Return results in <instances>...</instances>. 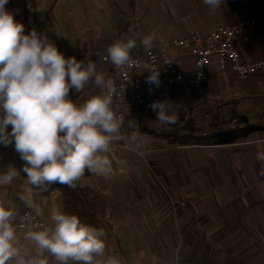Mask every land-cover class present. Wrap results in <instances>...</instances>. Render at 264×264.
<instances>
[{"label": "crops", "instance_id": "obj_1", "mask_svg": "<svg viewBox=\"0 0 264 264\" xmlns=\"http://www.w3.org/2000/svg\"><path fill=\"white\" fill-rule=\"evenodd\" d=\"M37 1L32 20L22 16L24 0H9L5 7L25 26V34L36 29L42 35H46L45 12L51 7L57 34L53 43L64 56L86 57V63L93 62L96 70H106L111 66L104 60L110 45L135 38L137 46L131 53L144 58L140 40L152 34L156 49L170 54L186 75L193 73L195 53L192 47L175 45L178 38L211 31L231 22L235 10L251 12L264 3L224 0L212 11L203 0ZM236 45L248 60L264 56V30L251 29L248 39L239 37ZM99 93V88L89 84L82 93L70 90L69 98L82 104ZM157 95L160 101L175 104L176 122L162 125L154 111L128 101L121 139L114 141L109 154L112 174L104 177L86 172L80 181L106 195V217L116 224L118 239L105 234V257L101 259L115 256L122 264H264V175L259 174L264 161L258 159L264 155V128L244 141L212 145L169 143L138 131L141 126L159 133L180 131L187 118L206 129L209 123L204 114L211 117L216 111L229 126L237 116H245L250 124L264 127V75L239 78L214 61L203 98L184 86L162 87ZM7 131H11L10 125ZM132 135L143 141L136 151L127 142ZM121 160L126 164L121 166ZM24 163L14 142L7 147L0 144V173L10 165L21 170L10 185H0V195L17 212L14 223L27 208L18 196L31 187L22 171ZM32 200V209L40 210L46 226L52 225L54 210L63 212L59 184L34 194ZM28 229L39 231L32 223ZM22 237L25 251L35 252V245ZM49 260L56 264L51 257Z\"/></svg>", "mask_w": 264, "mask_h": 264}, {"label": "clouds", "instance_id": "obj_2", "mask_svg": "<svg viewBox=\"0 0 264 264\" xmlns=\"http://www.w3.org/2000/svg\"><path fill=\"white\" fill-rule=\"evenodd\" d=\"M8 2L0 0V144L7 147L14 142L15 151L25 162L22 171L31 187L18 198L33 208V195L48 192L53 184L75 189L86 172L110 176L113 161L109 154L114 141L121 139L125 121L113 105L115 81L97 72L91 61L66 58L36 29L25 34V26L6 10ZM203 3L214 11L224 0ZM154 39L152 34L144 36L140 45L148 51ZM136 46L135 38L119 40L106 49L108 60L115 69L124 70L133 63L130 53ZM145 69L150 73L146 83L158 88L160 70L154 65ZM89 84L100 93L82 104L69 98L70 90L82 93ZM174 105L164 100L153 101L149 107L156 120L165 125L177 120ZM127 142L133 151L143 143L138 135L127 137ZM258 159L264 161V155ZM119 163L123 166L126 161ZM20 171L8 166L0 173V185H10ZM259 174L264 175V168ZM36 211L39 214L38 208ZM16 216V210L0 195V264H50V257L56 264H122L115 256L101 259L106 250L103 229L58 209L51 215V226L23 233V240L35 245V253L28 254L17 233Z\"/></svg>", "mask_w": 264, "mask_h": 264}, {"label": "built area", "instance_id": "obj_3", "mask_svg": "<svg viewBox=\"0 0 264 264\" xmlns=\"http://www.w3.org/2000/svg\"><path fill=\"white\" fill-rule=\"evenodd\" d=\"M251 29L264 30V3L251 12L235 10L231 22L217 26L211 31L178 38L175 45L192 47L195 53L194 70L191 75H186L176 65L170 54L158 51L154 45L150 50H145L144 58L137 53H130L133 63L124 70L115 69L111 64L109 69H98L97 72L104 73L106 78L115 81L117 93L113 96V105L126 121L129 110L128 101L148 112H153L149 105L153 101H160L157 94L162 87L184 86L200 99L203 98L209 81V67L214 61L222 68L229 67L239 78L256 73L264 75V56L248 60L236 45L239 37L248 39ZM78 60L86 63L87 58L81 57ZM104 60L108 61V57H104ZM146 65H154L160 70L161 84L158 88L146 83V78L150 75L145 69ZM204 117L209 123L210 115L204 114ZM234 124L237 127L243 126L238 120H234ZM29 223H32L35 229L42 230L46 226V219L32 208H25L15 222L17 233L21 237Z\"/></svg>", "mask_w": 264, "mask_h": 264}, {"label": "trees", "instance_id": "obj_4", "mask_svg": "<svg viewBox=\"0 0 264 264\" xmlns=\"http://www.w3.org/2000/svg\"><path fill=\"white\" fill-rule=\"evenodd\" d=\"M130 6L132 5L129 1ZM38 1L24 0L22 16L26 20H32L36 16ZM51 7L45 12V34L53 43L56 39V31L54 24L50 18ZM79 53H82L79 51ZM221 112L211 116L208 128H198L196 121L187 118L184 126L180 131H172L168 133H159L156 129L141 126L138 127L140 133H148L160 137L169 143L193 145V144H231L238 141H244L251 136L256 130L264 127L250 124L245 116H237L238 121L243 124L237 127L235 124L229 126L228 121L221 118ZM203 132H206L203 134ZM58 184V183H57ZM62 187L63 212L67 214H75L80 220L97 229H103L108 237L118 239L115 231L116 224L108 220L107 214V197L100 190L83 185L80 181L75 189L66 185Z\"/></svg>", "mask_w": 264, "mask_h": 264}, {"label": "rangeland", "instance_id": "obj_5", "mask_svg": "<svg viewBox=\"0 0 264 264\" xmlns=\"http://www.w3.org/2000/svg\"><path fill=\"white\" fill-rule=\"evenodd\" d=\"M206 127H208L207 125H206ZM6 200V199H5Z\"/></svg>", "mask_w": 264, "mask_h": 264}]
</instances>
